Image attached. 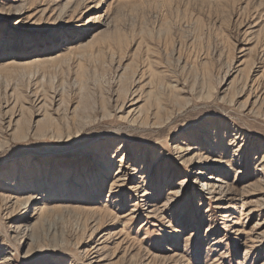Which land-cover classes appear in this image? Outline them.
Masks as SVG:
<instances>
[{
  "label": "rangeland",
  "instance_id": "rangeland-1",
  "mask_svg": "<svg viewBox=\"0 0 264 264\" xmlns=\"http://www.w3.org/2000/svg\"><path fill=\"white\" fill-rule=\"evenodd\" d=\"M0 264H264V0H0Z\"/></svg>",
  "mask_w": 264,
  "mask_h": 264
},
{
  "label": "bare ground",
  "instance_id": "bare-ground-1",
  "mask_svg": "<svg viewBox=\"0 0 264 264\" xmlns=\"http://www.w3.org/2000/svg\"><path fill=\"white\" fill-rule=\"evenodd\" d=\"M213 171H215V170H213ZM204 172H206V171H203V170H201V173H204ZM216 172H218V171H216ZM210 177H212V176H210ZM206 185H207V187H209V189L211 190H214V189H216V185H217V187L219 186V187H221V185H218V183H217V181L215 180V181H211V180H208L207 182H206ZM253 185V183H251V184H249V186H252ZM182 186H184V182L182 183ZM180 190H178V192H179ZM145 194H147V190H144V194L143 195H145ZM149 196V195H148ZM154 196L155 195H151L149 198H151L152 200L154 199ZM9 198H12V197H9ZM32 201H34V200H36V197H34V196H32L31 198H30ZM36 205H34V210H37V209H42V207L40 206L39 207V205H38V203H35ZM21 227H22V224L21 223H18V224H16L15 225V228L16 229H18V230H20L21 229ZM9 259V258H8Z\"/></svg>",
  "mask_w": 264,
  "mask_h": 264
}]
</instances>
